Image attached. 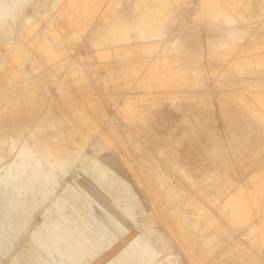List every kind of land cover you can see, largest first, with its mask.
Listing matches in <instances>:
<instances>
[{
	"label": "bare ground",
	"instance_id": "6f19581e",
	"mask_svg": "<svg viewBox=\"0 0 264 264\" xmlns=\"http://www.w3.org/2000/svg\"><path fill=\"white\" fill-rule=\"evenodd\" d=\"M187 2L46 0L34 14L37 16L35 24L27 17L26 26H18L14 16L6 34L15 32L19 37L29 38L38 28L30 45L46 63L56 64L59 71L66 67L63 96L72 98L81 85L91 86L94 93L100 95L101 106L102 103L108 105L112 115L122 119L136 133L145 135L133 143L129 134L111 122L102 140L127 151L121 156V162L142 194L150 223L160 227L165 241L178 248L190 264L203 260L223 244L229 235L224 228L226 222L247 224L244 234L247 245L227 252L231 259L237 257L235 264H264V0H197L194 17L178 23L177 18L182 16ZM124 14L133 19L125 22ZM98 15L102 16L100 21L93 22ZM5 16L4 13L0 18ZM235 16L245 24L239 29L224 30ZM21 17L23 13L18 18ZM92 26L101 27L105 32L97 41L85 42L84 32ZM175 27L184 35L167 41L160 39L168 32H175ZM191 28L211 29L215 33L198 43V38L190 35ZM246 34L249 38L238 49L239 55L229 58L232 43ZM54 44L60 50H53ZM0 47L8 48L6 53L0 54L1 61L9 66L7 83L11 85L19 78L28 97L37 104L40 93L21 82L24 66L14 64L15 55L20 61L33 63L29 53L15 42L6 41L0 43ZM246 74L249 77L243 78ZM10 95L7 98L4 95L5 99L2 94L4 99L0 100L6 101V106L0 107V116L9 110L7 121H0V140L7 137L4 133L9 132L14 140L25 132V143L30 147L34 134L41 128L26 120L16 134L17 124L11 122L16 120L23 106ZM163 105L186 109L178 126L188 125V134L177 132V126L162 139L148 138V121L153 117L154 108ZM24 106L31 109L30 102H25ZM66 110L58 117L59 124L67 128L61 134L62 141L69 139L80 146L82 126L90 132L101 127L93 100L87 101L84 108L75 105ZM45 124L51 128L49 121ZM196 127L202 130L207 142L202 146V156L219 158L218 171L212 176L192 167L177 147L180 138H198L192 129ZM151 144H155L159 152L153 161L146 160L143 153ZM37 146L40 152L41 147ZM5 148L0 143V149ZM54 157L61 161L59 155ZM158 158L165 162V173L159 170ZM24 160L34 164L31 157L23 156L22 164ZM46 161L47 156H44L41 163ZM250 170L252 174L241 181V176ZM169 174H175L178 179L173 181ZM215 175L220 177L218 186L231 194L220 211L209 213L189 193L194 190L211 202V190L199 188ZM21 176L22 171L13 166L0 183L7 186L5 184L12 182L15 190V182ZM178 181L186 187L189 196L186 202L180 200L183 192L178 188ZM180 207H189L192 212ZM211 264L227 263L219 260Z\"/></svg>",
	"mask_w": 264,
	"mask_h": 264
},
{
	"label": "rangeland",
	"instance_id": "374dc122",
	"mask_svg": "<svg viewBox=\"0 0 264 264\" xmlns=\"http://www.w3.org/2000/svg\"><path fill=\"white\" fill-rule=\"evenodd\" d=\"M45 1L0 0V17L4 13L7 15L4 19L0 18V43L15 42L27 50L33 63L20 61L15 55L14 64L24 66L21 82L40 93V99L34 105L35 100L28 97V92L22 88L19 78L13 84H8L6 78L10 73L9 66L0 59V100L7 98L11 93L10 97L23 106L16 120L11 122L17 124L16 134L26 120H29L32 126L38 125L41 128L34 134L30 147L25 143V132L19 133L18 138L14 140L9 132L4 133L7 137L0 140V143L6 146L5 149H0V179L13 166H17L23 175L17 178L15 190L12 182L5 184L7 186L0 183V264H190L178 248L165 241L160 227L150 223V215L143 203L142 194L131 182L126 167L121 162V156L127 151L105 144L102 140V135L111 122L118 126L120 131L129 134L133 143L140 141L145 135L136 133L122 119L112 115L108 105L102 103L101 106L98 102L100 95H96L91 86L81 85L72 98L63 96L66 89L63 81L66 67L59 71L56 64L46 63L41 54L30 45L38 28L29 38L19 37L15 32L6 34L14 16L17 17L18 26H26L27 17L31 18V24H35L37 16L34 14ZM196 10L197 0H188L177 22L180 23L182 19L190 21ZM21 13L23 17L18 18ZM101 17L96 16L93 22L98 23ZM110 18L112 19V15ZM132 19L133 17L127 14L123 15L125 22ZM244 24L235 16L223 29H239ZM174 31L168 32V35L160 39L167 41L184 35L178 27H175ZM104 32L105 29L92 26L84 32L85 42L97 41ZM214 33L206 28L190 30V35L192 38H198V43L211 38ZM248 38L246 34L236 43H232L229 58L233 59L239 55L238 49ZM7 49L0 47V54L6 53ZM52 49L60 50L56 44ZM242 77L249 76L246 74ZM2 94L3 97L5 95L4 98ZM92 100L98 108L97 116L101 127L90 132L82 126L80 132L83 142L80 146L74 145L69 139L62 141L61 134L67 128L59 124V114L67 111L69 106L78 105L84 108L85 103ZM25 102H30L31 109L28 110L24 106ZM3 105L6 106V101H0V107ZM185 110H177L167 105L156 106L152 119L148 121V138L162 139L169 135L182 120ZM5 111L3 116H0V121H7L9 110ZM45 121L51 123V128ZM6 123L9 124V121ZM192 129L196 131L198 138H180L177 147L192 167L205 170L207 175L212 176L218 171L216 162L219 158L202 156V146L207 142L202 130L198 127ZM177 130L185 134L190 131L188 125L178 126ZM155 144L143 151L146 160L153 161L159 154ZM37 145L41 147L40 152ZM55 154L60 156V162L54 157ZM23 156L31 157L34 164L27 160L22 164ZM44 156H47V161L41 163ZM158 160L159 170L165 173L167 167L164 160ZM252 171L242 175L240 180L249 177ZM43 172H47V175ZM169 177L173 181L178 179L175 174H169ZM218 178L219 175L213 176V179L199 188L211 190V202L205 201L194 190L189 193L198 203L205 206L209 213L220 211L231 194L218 186ZM178 183V188L183 192L180 200L186 202L189 197L186 187L183 182ZM180 209L192 212L189 207ZM246 226L247 224L224 223V228L229 232L227 239L209 256L193 264H211L219 260L235 264L237 257L231 259L227 252L233 247L247 245V239L244 237Z\"/></svg>",
	"mask_w": 264,
	"mask_h": 264
}]
</instances>
